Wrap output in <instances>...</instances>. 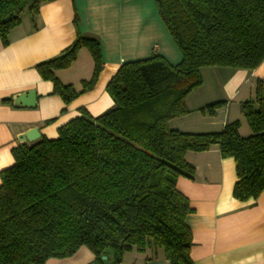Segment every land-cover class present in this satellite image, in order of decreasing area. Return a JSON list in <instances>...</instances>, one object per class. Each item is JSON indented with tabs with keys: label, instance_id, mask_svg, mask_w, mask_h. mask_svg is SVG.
<instances>
[{
	"label": "trees",
	"instance_id": "trees-1",
	"mask_svg": "<svg viewBox=\"0 0 264 264\" xmlns=\"http://www.w3.org/2000/svg\"><path fill=\"white\" fill-rule=\"evenodd\" d=\"M52 0H0V42ZM158 16L181 53L179 63L163 56L125 62L106 84L113 108L92 117L84 109L61 126L56 139L41 138L11 150L13 165L0 171V264H46L72 257L81 247L92 264H120L130 251L160 250L169 264H192L193 212L176 188L193 180L186 154L215 146L232 158V196L244 202L264 193V90L240 105L250 131L239 121L218 132L185 133L169 127L189 113L186 97L202 84L207 67L252 71L264 61V0H153ZM85 48L94 68L77 92L55 71L67 69ZM103 67L100 42L77 34L53 59L36 65L52 94L65 105L90 91ZM224 102L199 109L213 115Z\"/></svg>",
	"mask_w": 264,
	"mask_h": 264
},
{
	"label": "crops",
	"instance_id": "crops-1",
	"mask_svg": "<svg viewBox=\"0 0 264 264\" xmlns=\"http://www.w3.org/2000/svg\"><path fill=\"white\" fill-rule=\"evenodd\" d=\"M78 33L99 40L103 67L93 88L65 105L35 67L59 56ZM153 55H161L173 65L181 60L153 0H52L42 4L36 14L24 11L19 25L8 33L7 45L0 42V171L13 165V148L41 138L56 139L58 129L79 116L81 109L92 117L112 109L105 87L119 66ZM93 68L92 57L82 48L67 69L54 75L61 84L79 92ZM200 73L202 84L185 100L189 113L172 119L169 127L185 133H209L239 121L241 134L240 105L253 98L257 80L264 90V61L252 71L207 67ZM29 91L36 96L34 107L14 103L21 95L27 103ZM218 101L226 104L213 115L199 111ZM31 129L37 130L39 138L20 140ZM185 158L195 174L193 180L179 178L176 188L193 210L186 219L192 234V264H264V193L244 202L234 199V161L222 158L215 146L189 152ZM143 257L145 264H169L160 250L137 255L135 264H142ZM92 262V254L81 247L70 258L49 259L46 264Z\"/></svg>",
	"mask_w": 264,
	"mask_h": 264
},
{
	"label": "water",
	"instance_id": "water-1",
	"mask_svg": "<svg viewBox=\"0 0 264 264\" xmlns=\"http://www.w3.org/2000/svg\"><path fill=\"white\" fill-rule=\"evenodd\" d=\"M25 97L27 99V103H26V101L25 102L23 101L24 97L22 95L18 96L16 98V100H18V101L14 100V103H16V104L18 103V106H25V107H30V108L34 107V104L36 102V96H35L34 92L33 91L27 92L25 94ZM38 138H39V135L37 133V130L36 129H31L27 133L22 135L20 137V140L32 142V141H34V140H36ZM102 259L106 260V257H102Z\"/></svg>",
	"mask_w": 264,
	"mask_h": 264
},
{
	"label": "rangeland",
	"instance_id": "rangeland-1",
	"mask_svg": "<svg viewBox=\"0 0 264 264\" xmlns=\"http://www.w3.org/2000/svg\"><path fill=\"white\" fill-rule=\"evenodd\" d=\"M222 102H224V101H222ZM226 103L224 102V104H223V106L225 105ZM220 108H222V107H220ZM220 108H218V109H220ZM217 109V110H218ZM216 110V111H217ZM250 134V131H249V129H248V127H247V125H246V123H245V121L243 120V118H242V130H241V136H243V137H246V136H248ZM90 253V252H89ZM131 253V254H130ZM146 253V252H145ZM145 253H139V252H137V251H130V252H127L125 255H124V257H123V259H122V261H121V263L120 264H122V262L124 261V264H135L136 263V259H137V255H139V257H141V254H145ZM143 258H144V260H143ZM142 258V264H145L144 262H145V257H143ZM104 262H105V264H110L111 263V259H109V260H103ZM144 261V262H143ZM137 264H138V262H137ZM139 264H140V261H139Z\"/></svg>",
	"mask_w": 264,
	"mask_h": 264
}]
</instances>
